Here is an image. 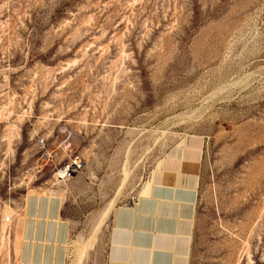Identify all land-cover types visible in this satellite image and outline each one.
<instances>
[{"label": "rangeland", "instance_id": "374dc122", "mask_svg": "<svg viewBox=\"0 0 264 264\" xmlns=\"http://www.w3.org/2000/svg\"><path fill=\"white\" fill-rule=\"evenodd\" d=\"M177 157L198 165L189 264H264V0H0V264L39 199L68 264H100Z\"/></svg>", "mask_w": 264, "mask_h": 264}, {"label": "crops", "instance_id": "0c3cea01", "mask_svg": "<svg viewBox=\"0 0 264 264\" xmlns=\"http://www.w3.org/2000/svg\"><path fill=\"white\" fill-rule=\"evenodd\" d=\"M171 160L175 163H163L135 202L115 211L100 264H189L198 165ZM48 202L36 200L26 210L18 264H68L71 225L62 216L63 204Z\"/></svg>", "mask_w": 264, "mask_h": 264}, {"label": "bare ground", "instance_id": "6f19581e", "mask_svg": "<svg viewBox=\"0 0 264 264\" xmlns=\"http://www.w3.org/2000/svg\"><path fill=\"white\" fill-rule=\"evenodd\" d=\"M63 175H64V172L59 173V177H63Z\"/></svg>", "mask_w": 264, "mask_h": 264}]
</instances>
